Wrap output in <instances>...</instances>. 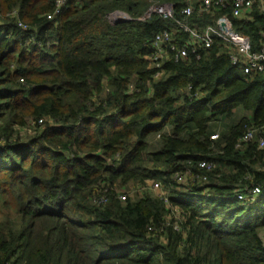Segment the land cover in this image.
Instances as JSON below:
<instances>
[{"label": "trees", "instance_id": "1", "mask_svg": "<svg viewBox=\"0 0 264 264\" xmlns=\"http://www.w3.org/2000/svg\"><path fill=\"white\" fill-rule=\"evenodd\" d=\"M165 1L179 17L183 0ZM149 3L68 0L48 20L55 0H0V201L19 218L0 227V264H264V147L258 138L235 147L264 124V73H242L219 42L152 69L154 36L174 27L138 21ZM116 11L130 21L112 23ZM229 11L196 6L187 23L204 28ZM233 25L256 44L264 17L254 8ZM173 37L177 46L187 39ZM237 107L250 115L223 136L211 128ZM29 122L22 139L17 129ZM186 171L206 182L171 190L187 214L185 238L170 227L159 241L167 211L150 192L121 202L112 191L148 180L170 190Z\"/></svg>", "mask_w": 264, "mask_h": 264}, {"label": "built area", "instance_id": "2", "mask_svg": "<svg viewBox=\"0 0 264 264\" xmlns=\"http://www.w3.org/2000/svg\"><path fill=\"white\" fill-rule=\"evenodd\" d=\"M68 0H55L54 11L46 15L48 20L55 19ZM198 7L199 13H208L214 10H225L229 7L228 14H223L217 17L213 24L204 28L190 26L187 23L195 7ZM256 8L264 17V0H183L179 10V17L176 16L175 7L172 3L165 0H150L149 6L143 16L137 20L144 22L156 16L163 20L173 22L174 30H163L156 34L152 40V53L149 58V66L152 69L159 70L162 64L169 57L173 61L178 62L185 60L190 55L198 59V48H210L214 43L219 42L225 51H227L231 65L239 69L244 74L264 73V28L260 31V39L255 44L249 38L240 33L233 25V20L250 21L251 13ZM116 16L118 20L113 23L127 22L130 18L123 12L116 11L110 14ZM18 27L23 30L27 26L18 22ZM182 31L187 35L186 42L177 46L174 43L173 32ZM160 73L155 72V78L159 77ZM264 124L260 127L247 129L242 137L238 140L236 148H241L243 144L250 142L254 138H258V147H264ZM214 135L212 138H216ZM197 168L199 170L210 171L214 168L212 163L207 161H199ZM190 171L183 174H175L176 183L180 184L185 181V176L190 175ZM198 182H206V177L195 176ZM154 189L160 187L159 183L153 184ZM251 201H254L255 196L260 193L259 188H254L251 192ZM156 197L165 203L168 199L165 195ZM121 198V197H120ZM237 200H244L245 197L241 193H236ZM106 202V197L101 196L96 203L103 204ZM177 229V228H175ZM178 231V229H177ZM263 241V239H262ZM264 242V241H263Z\"/></svg>", "mask_w": 264, "mask_h": 264}, {"label": "rangeland", "instance_id": "3", "mask_svg": "<svg viewBox=\"0 0 264 264\" xmlns=\"http://www.w3.org/2000/svg\"><path fill=\"white\" fill-rule=\"evenodd\" d=\"M109 19L112 23L118 20V18L114 15L111 16V18L109 17ZM240 112H244V111L242 110V108L237 107L235 108L230 118H219L217 120L212 121L210 125L214 129V131H217L219 135L223 136V134L227 132V129L229 128V126L232 125L233 122L237 120L236 117ZM33 128H34L33 125L29 122V124L26 125V128H21L20 130L19 129L17 130L19 131V134H21V138L26 139L33 131ZM153 141H156V138L150 141L149 149L156 148L154 145L155 142ZM194 179H195V176H193L192 174L186 175L185 181L183 183H180V184L175 183L176 186L174 188L172 186L173 189L170 188V190H168L162 183L158 181L154 182V181L148 180L145 182L144 185H141V186L133 184L131 182L126 183V184H121L118 182L112 187L113 188L112 191L115 193V197H117V199H119L121 202H124L127 199L138 198L143 193H148V192L153 194L155 197L156 195H158L159 197L164 194L165 197L168 199V201L164 203L166 211H167L165 218H164L165 227L155 232V234L159 235V241L164 242L167 239V233L170 227L172 231L181 233L183 238L186 237L188 228L187 226L184 227V224H185V219H187V214L183 213V211H181L175 205H173L170 202V197H171V190H173L176 193H183V194L187 193V191L190 190V186L197 184L196 180ZM154 183H159L160 187L157 189H154L153 187ZM200 186H203V185H200ZM100 188L101 190L97 192V195H101V196L107 195L108 186L104 187L103 185H100ZM240 201H243V200H240ZM257 202L258 200L256 199L252 201V203H255V204ZM18 222H19V218L16 212L14 211V209H12L10 206L3 204L0 201V227L2 225L10 226V227L17 226ZM175 228H177L178 231ZM260 236H261V239H263L264 241V230L261 231Z\"/></svg>", "mask_w": 264, "mask_h": 264}, {"label": "crops", "instance_id": "4", "mask_svg": "<svg viewBox=\"0 0 264 264\" xmlns=\"http://www.w3.org/2000/svg\"><path fill=\"white\" fill-rule=\"evenodd\" d=\"M250 114L249 113H245V112H240L238 115H237V117H236V119L238 120L239 118H241V117H246V116H249ZM212 128V127H211ZM213 129V128H212Z\"/></svg>", "mask_w": 264, "mask_h": 264}]
</instances>
